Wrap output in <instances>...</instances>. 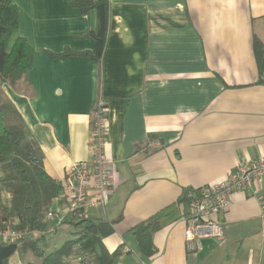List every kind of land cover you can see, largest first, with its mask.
<instances>
[{"label": "crops", "instance_id": "1", "mask_svg": "<svg viewBox=\"0 0 264 264\" xmlns=\"http://www.w3.org/2000/svg\"><path fill=\"white\" fill-rule=\"evenodd\" d=\"M11 36L32 48L23 79L2 90L41 148L47 174L89 158L91 114L107 105L111 186L88 217L115 221L102 239L110 264H264V175L235 191L217 215L220 238L185 247L190 209L182 194L224 179L264 154V0H108L98 60L54 58L64 49L93 53L95 9L74 0H12ZM61 208L57 198L51 209ZM156 219L155 253L142 255L132 229ZM12 257V256H11Z\"/></svg>", "mask_w": 264, "mask_h": 264}, {"label": "trees", "instance_id": "2", "mask_svg": "<svg viewBox=\"0 0 264 264\" xmlns=\"http://www.w3.org/2000/svg\"><path fill=\"white\" fill-rule=\"evenodd\" d=\"M82 9H95L97 28L88 34L95 40L93 53L73 52L64 49L49 53L51 57L89 55L98 60L102 54L107 30L108 0H74ZM18 26V12L12 0H0V230L7 227L43 232L50 227L45 213L62 192V182L50 177L43 166V152L30 135L23 119L13 103L5 96L2 86L16 85L26 75L32 62V48L23 37L11 36ZM253 51L257 59L263 53L262 42L253 38ZM73 227L72 238L59 248L45 253L38 244L44 235L22 236L14 242L0 238V264H9L11 256L19 249L31 250L36 256L25 264H67V259L87 256L81 264H110L118 250L108 253L102 239L113 231L115 221L81 217L65 221ZM159 227L156 219H150L132 229L137 247L142 255L155 253L152 235Z\"/></svg>", "mask_w": 264, "mask_h": 264}, {"label": "built area", "instance_id": "3", "mask_svg": "<svg viewBox=\"0 0 264 264\" xmlns=\"http://www.w3.org/2000/svg\"><path fill=\"white\" fill-rule=\"evenodd\" d=\"M107 105L99 99L92 110L89 129V158L74 161L67 167V177L62 181V192L58 196L61 208L47 210L45 219L55 217L58 223L88 217L90 207L103 206L110 190L111 160L106 154ZM264 175V154L256 159L242 162L219 182L186 189L183 200L189 205L190 217L187 219L184 236L185 247L189 251L201 248V240L220 238L224 226L217 215L228 207V199L235 191L250 193L253 181ZM264 212V199L258 196ZM28 233L26 229L7 227L0 230V238L14 242ZM83 255L75 259L83 260Z\"/></svg>", "mask_w": 264, "mask_h": 264}, {"label": "rangeland", "instance_id": "4", "mask_svg": "<svg viewBox=\"0 0 264 264\" xmlns=\"http://www.w3.org/2000/svg\"><path fill=\"white\" fill-rule=\"evenodd\" d=\"M53 210H56L55 205ZM72 230L73 227L71 224L67 222L58 223L57 220H55V217H53L50 219V227L45 231H29L27 234L32 237H36L40 234L44 235V240H38V244L44 249L45 253H49L59 248L64 242L72 238ZM86 258L87 256L85 255L83 260ZM35 260L36 256L31 250L22 251L19 247V249L10 258L9 264H25L26 262H33ZM67 264H81V262L76 260L75 257H70L67 259Z\"/></svg>", "mask_w": 264, "mask_h": 264}]
</instances>
